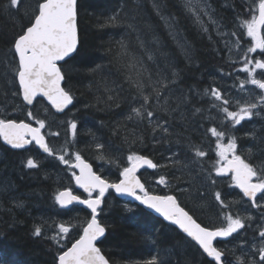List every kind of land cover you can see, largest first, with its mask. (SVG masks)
<instances>
[{"label":"trees","instance_id":"16d2710c","mask_svg":"<svg viewBox=\"0 0 264 264\" xmlns=\"http://www.w3.org/2000/svg\"><path fill=\"white\" fill-rule=\"evenodd\" d=\"M208 1L226 28L234 27L237 19H249L253 13L249 0ZM35 2L25 0L20 12L0 13V104L7 110L5 118L30 121L26 113L31 109L34 116L46 121V135L60 133L58 137L47 135L49 145L57 154L61 149H67L71 157L79 151L111 181L118 180L119 171L127 165L128 154L136 152L151 158L161 167L145 168L141 172L148 190L164 194L170 189L199 221L215 227L222 210L216 207L214 193L219 191L226 202L225 189L238 188L229 186V182L215 175L216 138L208 129L217 127L218 131L228 135L227 121L211 109L203 93L214 86L225 94L235 80L234 72L239 63L227 57L224 42L211 30L212 25L209 24L207 33L203 32L200 25L181 9L183 0H162L166 6L165 16L171 13L176 18L175 27H169L159 18L153 9V0H78L81 46L74 58L63 65L64 86L74 96V103L65 113L56 114L42 99L27 107L20 97L14 96L18 83L13 82L12 73L5 67L6 61L11 59L10 42L21 27L28 24L24 13H30ZM3 3L6 0H0V4ZM133 3L140 5L139 15L143 17L138 23L139 33L130 34L123 21L113 25L105 23L114 12L120 11L122 16L136 12ZM145 23L151 25V30ZM137 35L154 56L153 60L144 55ZM121 42L143 59L144 67L148 69L145 77L151 73L155 80L156 74L164 72L167 75L173 69L180 74L168 96L173 100L181 95L190 97V103L181 107L187 119L168 116L171 135L167 138L162 139V133H153L146 119L143 122L127 119L131 108L139 107L140 98L136 88L127 82L128 75L133 80L136 76L134 71L130 73L122 67ZM149 83L145 81L146 94L151 91ZM105 86L113 89L111 94L117 95L119 107L111 101L105 102L110 94L105 92ZM152 104V110L158 113L153 119L155 123L163 113L159 105L154 101ZM193 107L203 108V115H193ZM69 120L78 124L75 140L67 129ZM256 134L259 138L264 137L258 131ZM96 143L104 144V149L97 150ZM192 145L207 153L195 165L190 164L186 156ZM99 155H104L105 159H98ZM28 157L39 160L41 167L27 169L24 164ZM172 160H180L182 164L172 165ZM166 164L170 166L164 167ZM159 176L166 177L168 186L157 183ZM70 177L71 171L65 165L42 153L34 144L24 150L12 149L0 138V264H54L58 249L46 239L31 236L35 225H41L47 236L56 231L59 223L70 224L72 229L63 242L65 248L79 237L90 218L89 211L77 204L60 208L54 201L58 191L73 185ZM210 179L216 183H210ZM241 195L239 190L233 191L229 196L231 205ZM15 200L22 201L24 207H14ZM233 212L238 214L237 210ZM101 218L108 226V232L100 247L111 264H143L157 252L170 264H201L197 247L194 243L189 244L176 227L142 205L121 201L113 191L106 195ZM231 248L228 247L229 252Z\"/></svg>","mask_w":264,"mask_h":264},{"label":"snow or ice","instance_id":"6c2138e0","mask_svg":"<svg viewBox=\"0 0 264 264\" xmlns=\"http://www.w3.org/2000/svg\"><path fill=\"white\" fill-rule=\"evenodd\" d=\"M25 0H6V3L0 4V13L20 12ZM136 12L127 16H122L120 11L114 12L108 16L105 23L108 25L123 21L131 32L139 33L141 28L138 26L143 19L139 15L140 5L133 3ZM165 5L162 0H153V9L155 13L169 27H175L176 18L171 14L165 16ZM181 9L190 15L199 25L203 32L207 33L209 28L203 23V17L207 16L211 24L216 21L212 18V10L206 0H183ZM258 15L252 14L250 19L241 21L240 27L246 29L247 37L251 38V46L244 52L242 67L237 71L245 74L244 79H239V88L241 91L248 90L247 86H254L256 90H248L249 98L246 100L237 99L233 101L226 96L219 87H210L204 90L203 96L208 98L211 109L215 110L227 121L233 130L236 126H242V122H251L254 117L264 113V58L250 57L249 54H264V0H259ZM28 18V24L21 27V31L13 37L8 48L11 59L6 61L5 67L12 73V80L18 83V90L13 93L22 99L25 106H34L38 102V97H44L50 103L57 113H63L73 104L74 96L70 90L62 86L66 79V73L63 65L74 58L81 46L80 29L78 24L79 5L78 0H36L35 6L31 12H25ZM103 26V25H102ZM145 27L151 30V25L145 23ZM236 35V33H231ZM139 47L144 50V55L148 60H153L154 56L149 54L145 42L136 36ZM237 46L239 43L237 41ZM120 55L124 59L122 67L128 71L135 72L136 79L133 80L128 75L127 82L132 84L140 98L139 107L131 108L128 120H137L143 122L145 119L152 127L153 133H162V139L167 138L170 133L168 116L175 119L179 116L181 119H187L182 106L190 103V97L178 96L173 100L168 96L170 87L177 83L179 73L174 69L165 75L164 72L156 74L153 80L151 73L145 77L148 69L144 67L143 59L128 50V46L120 43ZM231 51V49H229ZM167 71V70H165ZM228 75H231L230 73ZM145 81L150 82V93L144 92ZM105 92L110 93L106 101H111L116 107H119L118 98L113 93V89L105 86ZM155 102L160 106L163 113L153 123V119L158 117V113L152 110ZM218 102V103H217ZM235 105L234 110L230 107ZM259 109V111H257ZM204 109L193 107L192 114L203 115ZM26 117L32 123L17 122L14 119L0 118V138L13 149H23L28 145L38 146L48 157H52L60 164L65 165L71 171V179L75 185L83 190L86 198L73 194L72 188H65L58 191L54 196L55 203L60 208H68L69 205L78 203L90 210V218L86 220L85 225L79 234L78 239L71 243L70 247L64 246L72 226L65 223H59L56 231L50 235L44 234V228L41 225H35L31 231V236L35 239H46L55 245L58 249L54 256V264H110V261L103 254L98 244H102L106 239L108 226L102 222L101 214L104 212L106 204V195L110 190L116 194L128 196L138 201L140 205L159 213L165 221L184 234L189 244L197 247V251L202 257L201 264H233L228 258V249L219 247L218 240H227L242 230L251 227L253 217L251 215H233L230 212H223L229 205L225 203L222 194L219 191L214 193V200L220 205L222 210L223 226L208 227L202 225L194 219L193 215L181 207L175 195H154L149 192L145 184L137 176L141 168L157 169L161 167L151 158L132 152L127 156V166L119 171L118 182H112L106 179L102 174L93 171L92 165L87 163L79 151H76L69 157L67 149H61L57 152L49 145L44 130L46 121L34 116L33 111L29 109ZM67 129L73 140L77 136L78 124L74 120H69ZM227 126V125H226ZM213 137L216 138V155L219 159L214 166L215 175L223 177L231 174L233 185L240 190L244 198H247L252 208L261 210V219L264 220V204L258 202L264 200V162L254 164L249 159L242 158L237 154L238 139L232 135L227 144L223 143L224 131H218L217 127L208 129ZM47 135L58 137L59 132H49ZM244 136L256 139L255 130H249ZM264 139V138H262ZM160 143L161 141H156ZM191 143V142H189ZM97 150H103L104 144L96 143ZM207 153L199 147L192 145L188 151L187 159L190 164H198ZM247 156L251 158L252 150L248 149ZM104 160V155L97 157ZM111 162V161H109ZM172 165L182 164L180 160H172ZM24 166L27 169H38L41 163L34 157H28ZM170 165H164L169 167ZM187 167V164H183ZM192 169H190L191 171ZM157 183L167 185L165 176H159ZM210 183L215 184L214 179ZM14 207L23 208L24 203L15 200ZM134 215V214H133ZM132 219V217H129ZM148 229L145 228V232ZM148 239L149 237H145ZM155 241L153 244L155 245ZM246 246L243 252V259L237 258L235 264H264V224L260 226L252 241L244 240L241 242V248ZM252 259H247L248 255ZM143 264H170L160 253L150 255V258L143 261Z\"/></svg>","mask_w":264,"mask_h":264},{"label":"rangeland","instance_id":"374dc122","mask_svg":"<svg viewBox=\"0 0 264 264\" xmlns=\"http://www.w3.org/2000/svg\"><path fill=\"white\" fill-rule=\"evenodd\" d=\"M206 2L210 5L211 10H212V18L216 21L215 24H211L208 20V17L205 16L203 17V23L205 24V26H207L209 28V24H211L212 26H210L211 30L213 29L216 34H218L221 38L222 41L224 42L225 45V51H226V55L227 57L235 60L236 62L241 61L240 64H237V68L235 70L236 75L239 77V79H244L245 78V74L238 72L237 70L239 68L242 67V61L244 59V52L246 51L247 47L251 46V38L247 37L246 35V29H243L240 27L241 21L235 22L234 28L236 30H234L233 32L236 33V35H231V32L229 30L226 29V27L221 23V21L218 19L216 12L213 10L211 3L206 0ZM249 2L252 4L253 6V13L252 14H257L258 15V3L259 0H249ZM250 19V18H249ZM262 35H264V29H262ZM237 41L239 43V46H237ZM229 49H231V51H229ZM250 57H254V58H264V55L260 54V50H257V53H252L249 54ZM240 57V58H239ZM243 76V77H240ZM230 88V86H229ZM229 88H227V95L228 97H230L231 99L237 100H246L249 98V93L248 90H252L253 93H255V89L254 86L248 85L247 89L245 91H241L239 88V81L237 80H233L232 85H231V89L229 90ZM237 94V95H236ZM234 95H236L234 97ZM0 114L2 115V117H6L7 115V110L5 109V107L3 105L0 104ZM0 117V118H2ZM229 139V136L225 135L223 138V143L227 144ZM217 151V149H215V152ZM238 151V149H237ZM129 155V154H128ZM127 155V156H128ZM126 156V158H127ZM217 160L219 159V157L216 155ZM229 181V186H234L233 182L231 181V176H229L228 178H226ZM261 202H264V200H262ZM234 205L238 206V214H240L239 210L243 211L244 206H246L245 201L242 200H238L234 202ZM243 205V206H242ZM236 209V208H235ZM237 215V214H236ZM241 215V214H240ZM238 258L243 259L242 253L240 254V252L237 254Z\"/></svg>","mask_w":264,"mask_h":264},{"label":"flooded vegetation","instance_id":"af4514ba","mask_svg":"<svg viewBox=\"0 0 264 264\" xmlns=\"http://www.w3.org/2000/svg\"><path fill=\"white\" fill-rule=\"evenodd\" d=\"M259 111V109H257ZM263 123V124H262ZM264 125V113H261V115L254 117V119L251 122H242L241 129L244 131L245 129L249 131L251 127L255 128L258 126ZM245 130V131H246ZM255 130V129H254ZM244 131V133H245ZM257 133V131L255 130ZM259 134V133H258ZM264 137H258L256 134V139L253 140L252 138L248 137L246 141L242 143V149L240 150V155L242 158L249 159V162H252L254 164H260L261 162H264ZM248 149L252 150V156L249 158L247 156ZM248 201V200H247ZM258 202L260 203L261 200L258 198ZM247 212L244 213V216L251 215L253 217V221L251 223V227L247 228L246 230H243V236L242 239L247 241H252L253 237L256 235V232L260 228L262 224H264V220L261 219V212L258 211L256 208H252L250 206V202H247ZM254 235V236H253ZM219 245H224L223 240L219 242ZM246 246L242 249V253L246 251ZM228 258L230 256L228 255ZM247 259H252L251 255L249 254ZM233 264H235L233 262Z\"/></svg>","mask_w":264,"mask_h":264},{"label":"water","instance_id":"95a60500","mask_svg":"<svg viewBox=\"0 0 264 264\" xmlns=\"http://www.w3.org/2000/svg\"><path fill=\"white\" fill-rule=\"evenodd\" d=\"M64 83V82H63ZM62 86H63V84H62ZM64 87V86H63ZM39 98V97H38ZM42 98H44V97H42ZM46 101H47V99L46 98H44ZM47 103H49L48 101H47ZM50 104V103H49ZM71 106V105H70ZM69 106V107H70ZM52 107V106H51ZM68 107V108H69ZM54 109V108H53ZM55 110V109H54ZM66 110V109H65ZM17 122H20V121H17ZM25 122V121H24ZM34 127H35V125H33ZM4 142V141H3ZM4 144L5 145H7L5 142H4ZM7 146H9V145H7ZM29 146V145H28ZM28 146H26V147H28ZM9 147H11V146H9ZM25 147V148H26ZM87 162V161H86ZM87 163H89V162H87ZM90 164V163H89ZM93 168V167H92ZM143 168H141V169H139L138 170V172H137V176L140 178V176H139V172L142 170ZM94 171V170H93ZM141 179V178H140ZM141 182L142 183H144L143 181H142V179H141ZM74 194V193H73ZM151 194H154V195H161V194H155V193H151ZM76 195V194H75ZM118 197H120V198H122V199H128V200H131V201H134L133 200V198H131V197H128V196H121V195H119V194H116ZM178 200V199H177ZM134 202H136V203H139L138 201H134ZM179 202V201H178ZM70 206V205H69ZM68 206V207H69ZM142 206H144V205H142ZM85 207V206H84ZM147 210H149L150 212H152L154 215H156V216H158V217H160L161 219H163V217L159 214V213H156L154 210H152V209H148L146 206H144ZM182 207V206H181ZM186 210V209H185ZM187 211V210H186ZM164 220V219H163ZM165 221V220H164ZM167 223H170L169 221H166ZM171 224V223H170ZM71 246V245H70ZM69 246V247H70ZM98 246H99V244H98ZM100 247V246H99ZM104 254V253H103ZM105 255V254H104ZM107 258V257H106ZM111 264V263H110Z\"/></svg>","mask_w":264,"mask_h":264},{"label":"bare ground","instance_id":"6f19581e","mask_svg":"<svg viewBox=\"0 0 264 264\" xmlns=\"http://www.w3.org/2000/svg\"><path fill=\"white\" fill-rule=\"evenodd\" d=\"M205 23V22H204ZM240 58V57H239ZM210 74V73H209ZM226 90V88L224 89V91ZM12 102V101H11ZM14 108V107H13ZM63 120V119H62ZM263 124V123H262ZM180 150V149H179ZM179 152V151H178ZM187 156V155H186ZM203 174V173H202ZM193 177V176H192ZM170 178V177H169ZM188 190V189H187ZM211 190V189H210ZM211 214V213H210ZM102 219V218H101ZM50 235V234H49ZM254 236V235H253ZM72 238V237H71ZM188 251V250H187Z\"/></svg>","mask_w":264,"mask_h":264}]
</instances>
